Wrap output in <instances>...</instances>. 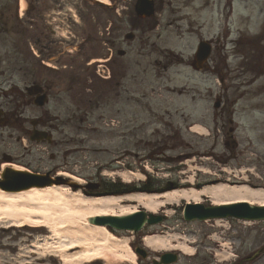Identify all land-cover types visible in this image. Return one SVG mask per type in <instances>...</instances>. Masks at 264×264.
Masks as SVG:
<instances>
[{
    "label": "rangeland",
    "instance_id": "374dc122",
    "mask_svg": "<svg viewBox=\"0 0 264 264\" xmlns=\"http://www.w3.org/2000/svg\"><path fill=\"white\" fill-rule=\"evenodd\" d=\"M65 1L75 18L78 20L82 13L85 24L98 34L97 42L84 50L83 55L91 60L103 58L100 45L105 39L101 35L108 31L110 13L116 17V36L120 39L116 48L125 50L126 55L117 61L121 72L116 77L120 82L114 87V102L111 99L109 104L105 95L98 105L90 108L85 103L83 111H76L78 102L69 98L73 108L67 114L52 111L48 119L53 143L32 142L28 139L31 121L46 117H40L43 111L35 107L17 110L19 99L13 93L14 85L23 88L30 84L0 77V108L16 113L13 122L0 129V163L7 154L14 165L50 172L53 177L59 172L69 173L84 186L102 178L139 189L149 176L165 188L170 182L176 188L188 187L194 179L198 189L197 185L211 184L217 178L235 185L244 180L253 186L264 185V70L259 76V64L264 62V0H232V8L229 0H154L156 12L151 18L138 17V0H107L109 6L92 0ZM155 22L158 26L152 28ZM81 30L87 32L85 27ZM127 33L134 34L131 41L125 39ZM201 40H213L214 49L207 68L197 71L192 64ZM13 43V35L0 33V69L13 67V51L3 47ZM74 46L68 58L77 61L81 57ZM123 62L128 69L126 77ZM252 64L257 68L247 70ZM219 100L221 106L216 109ZM73 115L85 117L84 124ZM196 124L207 130L203 131L206 135L191 131ZM71 147L75 150L64 159ZM201 203L211 205L206 198ZM175 207L163 224L146 226L138 233L109 231L127 238L130 245L134 241L143 244L146 236L153 235L189 238L194 250L203 241L213 246L222 243L223 253L218 258L227 259L226 264L236 259L235 238L240 234L247 241L245 254L253 251L252 246L264 247V221L228 218L186 222L183 209ZM3 225L0 264H64L57 250L48 252L36 245L51 238L47 229ZM182 241L169 238L166 246L148 250L155 256L176 250ZM208 251L198 248V263L205 255L211 256ZM139 258L120 262L111 257L107 262L86 264H152L150 259L141 262ZM193 262L191 254L181 253L175 264Z\"/></svg>",
    "mask_w": 264,
    "mask_h": 264
},
{
    "label": "flooded vegetation",
    "instance_id": "af4514ba",
    "mask_svg": "<svg viewBox=\"0 0 264 264\" xmlns=\"http://www.w3.org/2000/svg\"><path fill=\"white\" fill-rule=\"evenodd\" d=\"M22 1L2 0L0 2V23L2 24L0 33L1 35L11 34L14 36V43L3 47L11 48L10 51H13V57L16 60L13 67L0 69V77L8 78L6 81L13 79L14 81L21 82V80H24L27 83H32L31 88L25 86L22 89L19 85L14 86L13 93L19 99L16 103V109L20 110L22 107L33 106L42 110L40 117L44 115L46 119L41 117L31 122L45 130H50L52 128L48 125V119L52 111L67 114L71 110L69 98L78 102L75 108L76 111H83L84 107L82 105L85 103L92 106L99 104L97 97L105 92V85L108 84L109 97L114 94V87L117 84L115 80L117 56L125 53L122 54L123 50L121 48H116L120 39L116 36V17L110 13L107 20L109 24L108 32L103 34L106 42L102 41V45H100L108 59L104 60L105 65L102 66L104 69H99V73L106 76L108 70L111 76L108 80L100 75L95 77L86 76L85 63L88 61H85L84 58L79 61H70L68 58L70 45L77 46L75 49L79 52L78 55L81 56L82 53L84 54L85 46L97 41V37L93 35L92 31L86 32V30H81L79 27L81 25L83 28L87 25L84 22L85 19L82 13L78 14V20L74 19L72 14L70 15L68 12L69 6L65 0H24V7H22ZM90 24H92L91 21ZM139 24L136 25L139 26ZM70 27H72V31H69ZM69 39H73V41L70 43ZM87 80L90 84H87ZM41 96L45 97L46 109L40 108L36 104ZM51 104L55 106L54 109L49 108ZM15 116L16 113L3 114V117H0V123L7 121V125L11 124ZM73 116L77 119L76 115ZM77 120L80 124H84L85 117H78ZM21 125L23 126V122ZM64 125L66 124L62 126ZM79 142L81 143V141ZM72 150L75 149L73 147L67 149L64 159ZM3 161H11L10 156L4 154ZM243 237L244 235L240 234L235 238V251L237 254L236 259L231 264H262V261H264V247L259 248L260 245L252 246L253 251L245 254L248 246ZM206 245V241L197 244V250L199 247L206 250L209 248L211 256L205 255L199 263L197 262L199 260L197 255L193 256L191 258L194 261L192 264H226L217 257L218 254H222L220 252L223 250L220 246L222 243L215 246L211 243Z\"/></svg>",
    "mask_w": 264,
    "mask_h": 264
},
{
    "label": "bare ground",
    "instance_id": "6f19581e",
    "mask_svg": "<svg viewBox=\"0 0 264 264\" xmlns=\"http://www.w3.org/2000/svg\"><path fill=\"white\" fill-rule=\"evenodd\" d=\"M99 1L107 3V0ZM24 6L25 2L22 1V7ZM198 130L199 127H195L194 131ZM9 166L18 171H25L23 166L3 164V167ZM230 182L217 181L214 185H204L196 189V183L192 179L188 182V187L159 195L135 194L93 198L84 196L82 191L73 193L70 185L66 183L33 186L19 191L0 188V225L4 224L5 228L27 226L47 229L51 238L47 237L43 240L45 242L36 245L40 244L38 247L48 252L57 250L64 264L107 262L111 257L120 262H136L137 255L127 238L115 236L106 227L92 224V220L103 216L125 217L137 212L139 208L152 213L165 209L169 215L172 214V208L179 206L181 202H202L204 197L214 205L246 202L264 206V189H252L246 184L235 185ZM124 202L130 204H123ZM168 237L183 239L175 249L187 255L193 254L194 249L189 246L191 240L180 238L178 235L146 236L144 244L146 247L162 248L166 246ZM36 245L32 247L36 248Z\"/></svg>",
    "mask_w": 264,
    "mask_h": 264
},
{
    "label": "water",
    "instance_id": "95a60500",
    "mask_svg": "<svg viewBox=\"0 0 264 264\" xmlns=\"http://www.w3.org/2000/svg\"><path fill=\"white\" fill-rule=\"evenodd\" d=\"M152 2L150 0H140L139 2V14L150 15L152 13ZM211 52V46L208 43H201L198 52L196 54V61L194 65L197 69H201L203 64L207 61ZM45 132L35 131V137L32 139L44 140ZM3 180H0V188L6 191H16L31 188L33 186H45L52 184L54 180L48 176H40L37 174H30L27 172L16 171L8 168L2 174ZM59 180V179H58ZM235 217L242 220H264V208L252 207L248 204H238L232 206L223 207H204L203 205H187L185 212V219L188 221L193 220H206L214 218ZM163 217L156 216L154 214H148L145 211H139L134 214L125 217H113L103 216L96 217L92 220L93 224L110 226L117 230H132L139 231L147 223L150 225L161 222ZM136 252L143 257H146V251L141 248H137ZM176 254L167 253L164 254L161 262H155V264L173 263L177 260Z\"/></svg>",
    "mask_w": 264,
    "mask_h": 264
},
{
    "label": "trees",
    "instance_id": "16d2710c",
    "mask_svg": "<svg viewBox=\"0 0 264 264\" xmlns=\"http://www.w3.org/2000/svg\"><path fill=\"white\" fill-rule=\"evenodd\" d=\"M123 185L121 184H114L113 187H112V190L111 191H115V192H119L122 188H127V186L125 187H122ZM154 186H157V183L155 181H152V180H149V182L143 187L144 190H153L152 188ZM107 189H110V188H107Z\"/></svg>",
    "mask_w": 264,
    "mask_h": 264
}]
</instances>
